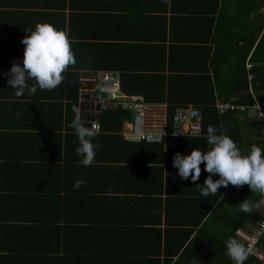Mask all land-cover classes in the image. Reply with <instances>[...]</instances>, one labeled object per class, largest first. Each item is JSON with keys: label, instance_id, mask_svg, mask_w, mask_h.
I'll use <instances>...</instances> for the list:
<instances>
[{"label": "trees", "instance_id": "trees-1", "mask_svg": "<svg viewBox=\"0 0 264 264\" xmlns=\"http://www.w3.org/2000/svg\"><path fill=\"white\" fill-rule=\"evenodd\" d=\"M0 8V15H17L20 23L28 24L31 30L37 24L49 23L66 31L77 61L63 74L64 81L57 89L49 91L45 98L40 97L44 101L50 100L45 105L51 107L50 128L52 132L56 131V135L51 134V139L61 137L59 132H67L65 158L61 157V147L57 151L54 148L56 158L51 150L50 164L37 181L43 189L42 195L23 198L0 194V235L14 237L9 243L0 242V264H74L76 257L81 264H86L84 259L94 257L96 250L100 252V249L110 256L104 261L106 264H117L116 260L123 259L120 257L125 254L146 257L145 264H160L158 255L161 253L163 264L172 263L174 258L181 261L192 251L195 257L202 244L188 245L184 241L173 248L165 240V231L162 252L160 241L158 245L148 243L147 253H144L143 245L125 244L121 231L125 230L126 223L136 221L133 215L136 207L125 203L124 197H108L100 191L102 195H86L89 196L88 205L82 203L79 195H71L72 187L67 179L64 181V169L73 158L70 149L73 147L69 143L78 140V135L72 132L81 111L80 78L83 73L117 72L126 95H136L152 106L166 108L169 134L164 142L139 143L145 145L146 151L150 147L158 149L161 162L165 158L167 167L173 165L170 160L173 146L185 150L187 143L189 148L194 147L192 150L207 152L209 126H213L217 134L228 135L241 153L247 155L253 145L264 147L261 122L247 119L240 112H220L217 105L258 106L264 113V12H261L264 0H0ZM167 12L171 13L169 25L165 16L154 15ZM113 19H117L116 24L121 23L124 32L128 33V36H123L127 42L92 44L91 41L108 38L97 35V28L104 27L103 23ZM26 35L24 33L19 38L23 40ZM22 40L19 39L17 44L23 45ZM3 44L0 41V54ZM250 54L251 68L247 69L246 60ZM137 61L142 64L138 65ZM34 99L38 100V95ZM188 106L199 112L201 133L195 137H173V117L178 109ZM132 119L131 111L106 109L99 120L100 129L102 133L116 128L120 130L124 121ZM54 122L59 126L55 127ZM163 149L164 154L161 152ZM62 160L64 169L59 167ZM151 161L157 162V159ZM200 167L204 168V165ZM21 169L16 171L21 172ZM53 169L58 171L59 178ZM109 169L102 168L103 176ZM120 170L130 172L125 167ZM159 171L162 174V170ZM174 173L173 170L170 172L165 183L159 178L155 187L160 190L166 186L167 192L171 193L175 186ZM203 173V179L209 175ZM213 179H219V176ZM1 185L2 172L0 192L5 191L7 188ZM179 186L189 189L196 211L191 208L192 215L188 218L193 227L175 230L185 235V239L191 238L195 232L196 239L213 248L207 264H233L228 254L229 240L236 239L247 248L246 236L242 233L248 231L250 235L264 219V208L258 212L255 207L251 213H246L241 203L247 200L259 206L264 204V194L251 192L247 185L240 188L229 185L218 189L216 195L203 197L197 185L195 193L191 186ZM102 187L105 188L104 185ZM62 189L67 192L62 193ZM101 203L103 205L99 206ZM73 207L75 211H72ZM185 208L180 206L177 209L187 215L190 211ZM78 209L85 212H76ZM163 209L161 204L155 211ZM152 212L153 209L148 208L146 220L153 219L149 217ZM257 249L264 252V234ZM129 250L135 251L129 253ZM93 260L92 263L97 261ZM128 263L127 259L121 262ZM244 264L264 262L247 257Z\"/></svg>", "mask_w": 264, "mask_h": 264}, {"label": "crops", "instance_id": "crops-1", "mask_svg": "<svg viewBox=\"0 0 264 264\" xmlns=\"http://www.w3.org/2000/svg\"><path fill=\"white\" fill-rule=\"evenodd\" d=\"M6 1L14 2L16 0ZM261 12H264V8H262ZM120 14L121 12L117 15ZM154 15L156 17L165 16L167 24L169 25L171 18L170 12L165 14L155 13ZM116 21L117 19L108 20L106 23H103L105 24L104 27L100 26L97 28V30H99L97 35L106 36L108 37L107 39L99 42L91 41V43L102 45L105 43L127 42L123 36H128V33H125V29H122L123 26L121 23L117 25ZM29 28L30 26L28 24L20 23L17 15H12V13L0 15V34L2 35L0 41L4 43L2 45V54H0V172H2L1 187L7 188L5 191H1L0 194L21 196L23 198L30 195H42L41 190L43 189L38 186L37 181L39 177L46 172V167L50 164L48 158L52 154V149L54 158H56L54 148L57 151V149L61 147V157L62 159L65 158L64 147L66 146L67 136V132L63 131L58 133L61 137L51 139V134H54L56 131L52 132L50 128L51 107L50 105H45L50 100L44 101L43 99H40V97L45 98L46 95H49V90L36 92L37 94L35 93L32 96L25 95L24 97L16 98L14 91H12L11 87L7 84V78L4 76L5 73L9 72L14 63L22 61L24 45L17 44V41H19V39L22 40L19 36L31 30ZM145 54L146 53H143V55ZM250 56L251 54L246 60V63L248 64ZM137 62L138 65L142 64L140 61ZM84 74H93L95 76L97 73H83L81 75L79 105L82 103L83 108L81 109L80 107V117L77 123L91 129V123L96 122L99 124L100 117L103 114L101 107L97 111L95 105H105L107 99L104 97L102 100V96L97 100L92 99V97L99 95L96 89V84L94 79L93 82L92 80H85L83 78ZM29 83L31 84L33 81H29ZM83 88H92L93 90L82 91ZM37 95L38 100H35L34 98ZM162 109L166 112V108ZM53 125L55 127L56 125L59 126L57 122H54ZM94 133L95 136L92 139V143L98 145V148L95 152L94 163L91 166H83L81 162L82 158L77 154V149L80 147L79 140L69 143L73 147L70 148L73 156L71 164L65 166L64 169V160L59 162V167L66 170L64 171V181L66 179L69 181V184L72 187L71 195H79L80 197L78 198H81L82 203H87L88 205L90 201H88L89 196L86 195H102L100 191L108 197H124V199L127 200L125 203L132 207H136V211H134L133 214L136 217V221L126 223L125 230L121 231L123 238H125V244L143 245L145 247L144 253H147L148 243L158 245V241H160V250L162 252L165 231L167 233L165 240L169 245L171 244L170 246L173 248L184 241L188 243V245L202 244L199 246V249H197L195 257H193L194 251H192L191 253H188L183 260L177 261V259L174 258L173 262L170 264H207L213 254V248L200 239H196L195 232L192 234L191 238L185 239V235H182V233L178 234L175 230L193 227L192 223H189L192 221H189L188 218L192 215L191 208L196 211L195 206L192 205L193 197L189 194V189L181 188L179 185L184 184L191 186L195 189V191H193V193H195L197 191L195 186L203 185L204 180L207 178L206 176V178L203 179V176H205L203 175V172H205L204 168L201 167V176L195 183L191 182L190 179L181 180L178 176L177 169L174 168L173 165L167 167L165 164V158H163V162H161L160 151L158 149L150 147L149 150L146 151L144 144L139 142L136 143L128 139L126 136L127 129L124 122L123 127L120 130L116 128V130L111 132L102 133L100 129L99 132ZM72 134L78 135L75 126ZM206 146L208 148L211 147L209 144ZM186 147L185 150L181 147L178 149L177 146L171 147L170 160L173 161V157L177 153L184 156L190 155L192 148L194 147L189 148L187 143ZM164 150L165 149L161 150L162 154L165 153ZM152 159H157V162H152ZM19 165L25 167H20ZM103 167L111 168L106 176H103ZM124 167L129 168L130 172L120 170V168ZM19 168H23L21 169V172L16 171ZM113 168L118 169L116 170ZM53 170L59 178L60 175L58 174V171L56 169ZM159 170H162V174ZM172 170L173 173L175 172L173 176L175 186L173 185L171 193L167 192L166 186L160 190L155 187L159 178H162L163 183H165L166 178L170 176L169 174ZM78 180H82L83 184L81 187L75 188L74 185ZM102 185H104L105 188H103ZM176 185H178L177 189ZM112 188L113 190H110ZM192 190H190V192ZM62 191V193L67 192V190L64 189H62ZM198 191L200 190L198 189ZM172 192L174 195H169L172 194ZM134 198L136 199L134 200ZM161 204L164 205V209L160 212H156L155 210H159ZM102 205L103 204L101 203L99 206ZM180 206H185V209L190 212H188L187 215L186 213H183V211L180 213L178 211ZM148 208L149 210L153 209L154 211L152 214H149V217L153 218L151 220H146ZM21 210L23 211L25 209L21 208ZM72 211H75L74 207ZM76 212L84 213L85 211L82 212V210L78 209ZM117 234L120 235V232H117ZM13 238L14 237L5 238L0 235V242L9 243ZM62 239L63 236L61 237V243ZM98 249L100 248L98 247ZM131 251L135 250H129L127 252L130 253ZM125 255L126 256L123 255L120 257L123 259H115L118 261L117 264H121L124 259L129 261L128 264H145V261H147L146 257L144 258L143 256L138 258V256L135 257L133 254ZM109 257L110 256H108L107 252L101 251L100 249V252L96 250L94 257H86L84 262L86 264H106L104 261ZM87 259H89V261ZM158 259L160 264H163L164 256L162 253L158 255ZM74 260V264H81L79 258L76 257ZM92 260L97 261L92 263Z\"/></svg>", "mask_w": 264, "mask_h": 264}, {"label": "clouds", "instance_id": "clouds-1", "mask_svg": "<svg viewBox=\"0 0 264 264\" xmlns=\"http://www.w3.org/2000/svg\"><path fill=\"white\" fill-rule=\"evenodd\" d=\"M26 33L28 35L21 41L24 45L22 61L14 63L4 74L16 98L32 96L38 89H57L64 81L63 74L77 63L66 31L43 23ZM75 127L80 144L77 154L82 158L83 166L89 167L94 163L98 148L92 143L95 133L80 123ZM207 133V142L211 146L207 152L197 149L190 155L177 153L173 157V167L177 169L179 178L195 183L201 176L200 166L203 164L204 171L209 174L203 186L197 185L203 197L216 195L218 189L229 185L236 188L247 185L251 192L264 194V147L253 145L249 153L243 155L228 135L217 134L213 126L208 127ZM217 175L219 179L214 180ZM82 184L83 181L78 180L74 187L79 188ZM257 206L247 200L241 203L246 213H251ZM227 247L234 264H244L249 250L236 239H230Z\"/></svg>", "mask_w": 264, "mask_h": 264}, {"label": "built area", "instance_id": "built-area-1", "mask_svg": "<svg viewBox=\"0 0 264 264\" xmlns=\"http://www.w3.org/2000/svg\"><path fill=\"white\" fill-rule=\"evenodd\" d=\"M246 67L250 69L251 65L247 63ZM94 81L98 94L107 97V103L100 106L101 109H121L122 111H131L133 113L131 121H124L127 129L126 136L129 140L147 144H162L164 142L169 132L167 131L166 112L161 107L152 106L139 96L126 95L121 89L120 77L116 73H97L94 76ZM217 108L220 112H240L247 119H255L261 122L263 126L261 139H264V113L260 111L258 106L246 108L244 106H234L231 103H220ZM201 128L198 110L188 106L176 111L172 121L171 135L173 137H193L200 135ZM91 130L99 132L100 125L92 122ZM263 234L264 219L257 224L252 233L246 238L247 249L249 250L248 257H253L261 262H264V252L257 249V244Z\"/></svg>", "mask_w": 264, "mask_h": 264}, {"label": "water", "instance_id": "water-1", "mask_svg": "<svg viewBox=\"0 0 264 264\" xmlns=\"http://www.w3.org/2000/svg\"><path fill=\"white\" fill-rule=\"evenodd\" d=\"M83 78L85 79V80H92V82H93V79H94V75L93 74H84L83 75ZM84 83V82H83ZM94 84V83H93ZM93 89L91 88V89H82V91H92ZM90 96V95H89ZM88 97V96H87ZM87 97H85V98H87ZM89 98V97H88ZM92 99H94V100H97V99H100V95H98V96H96V97H92ZM80 107H81V109L83 108V104L81 103L80 104ZM95 109L98 111L99 109H100V106H99V104H96L95 105Z\"/></svg>", "mask_w": 264, "mask_h": 264}, {"label": "rangeland", "instance_id": "rangeland-1", "mask_svg": "<svg viewBox=\"0 0 264 264\" xmlns=\"http://www.w3.org/2000/svg\"><path fill=\"white\" fill-rule=\"evenodd\" d=\"M101 96H102V97H101L102 100H103L104 97L107 99V97H106L105 95H101ZM263 208H264V204H260L259 206H257L256 210H257L258 212H260V211L263 210ZM245 234H246V235H245ZM242 235H243V236H246L245 238H247V236H248V231H244V232L242 233Z\"/></svg>", "mask_w": 264, "mask_h": 264}]
</instances>
